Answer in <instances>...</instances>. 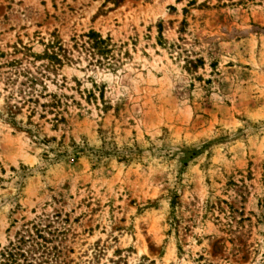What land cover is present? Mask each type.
Returning <instances> with one entry per match:
<instances>
[{
	"label": "rangeland",
	"instance_id": "1",
	"mask_svg": "<svg viewBox=\"0 0 264 264\" xmlns=\"http://www.w3.org/2000/svg\"><path fill=\"white\" fill-rule=\"evenodd\" d=\"M0 54V253L264 264V0H0Z\"/></svg>",
	"mask_w": 264,
	"mask_h": 264
},
{
	"label": "trees",
	"instance_id": "2",
	"mask_svg": "<svg viewBox=\"0 0 264 264\" xmlns=\"http://www.w3.org/2000/svg\"><path fill=\"white\" fill-rule=\"evenodd\" d=\"M186 22H183V25ZM161 32V31H160ZM89 39L92 40L93 42V49L97 51V55H100L102 57L104 56H109L112 51L110 48V39L104 40L102 37L95 33L91 32L89 34ZM3 56L0 54V57ZM52 62L55 64H60L61 60L59 59L58 55L54 54L53 56L50 57ZM98 63L101 64L100 61ZM203 64L202 59H195L193 60L191 57H187L185 59V69L188 72L195 71L198 68V65ZM112 66V65H111ZM22 242H25L22 240ZM37 250L33 249L28 252H24L22 248L16 247L15 245H12L5 248L1 253H0V264H32V261H35L33 255L36 254ZM21 259H24L23 263H21Z\"/></svg>",
	"mask_w": 264,
	"mask_h": 264
}]
</instances>
